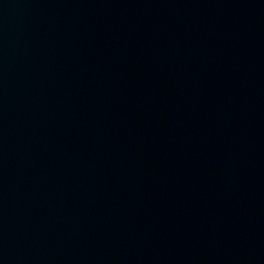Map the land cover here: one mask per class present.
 Masks as SVG:
<instances>
[{
    "label": "water",
    "instance_id": "obj_1",
    "mask_svg": "<svg viewBox=\"0 0 264 264\" xmlns=\"http://www.w3.org/2000/svg\"><path fill=\"white\" fill-rule=\"evenodd\" d=\"M0 264H264V0H0Z\"/></svg>",
    "mask_w": 264,
    "mask_h": 264
}]
</instances>
